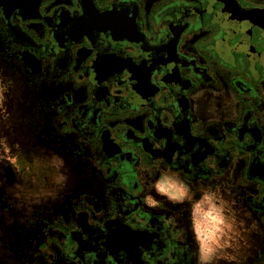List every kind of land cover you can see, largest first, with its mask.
<instances>
[{"label": "flooded vegetation", "instance_id": "obj_1", "mask_svg": "<svg viewBox=\"0 0 264 264\" xmlns=\"http://www.w3.org/2000/svg\"><path fill=\"white\" fill-rule=\"evenodd\" d=\"M0 25L22 71L54 83L59 131L106 187L107 203L86 195L47 230L37 245L46 262L197 264L178 210L149 199L160 168L206 184L233 171L264 227V0H0ZM99 55L123 65L101 76ZM224 77L234 115L204 123L195 94ZM254 264H264V243Z\"/></svg>", "mask_w": 264, "mask_h": 264}, {"label": "rangeland", "instance_id": "obj_2", "mask_svg": "<svg viewBox=\"0 0 264 264\" xmlns=\"http://www.w3.org/2000/svg\"><path fill=\"white\" fill-rule=\"evenodd\" d=\"M3 30L0 25V264H47L37 252L47 230L60 217L70 219L78 199L106 187L60 133L57 96L48 87L54 83L22 71ZM159 176L166 178L149 180L147 190L185 215L203 251L223 258L222 264L259 259L263 221L241 183L222 178L194 184Z\"/></svg>", "mask_w": 264, "mask_h": 264}, {"label": "crops", "instance_id": "obj_3", "mask_svg": "<svg viewBox=\"0 0 264 264\" xmlns=\"http://www.w3.org/2000/svg\"><path fill=\"white\" fill-rule=\"evenodd\" d=\"M61 2V1H60ZM63 2V0H62ZM91 50L88 49L86 51H81L80 54V58H78V62H84L86 61V59H90L91 58ZM104 55V54H103ZM98 56L96 62L99 60V65H100V69H98L97 67L95 68L96 71H98V73H101L102 75H107L110 73H115L117 69L120 68V66H122V62L120 58H116V57H112V56ZM108 55V54H105ZM103 73V74H102ZM71 85L68 84L66 87H70ZM51 89V92H55L56 90L54 88H52V86H48ZM75 97H76V101L82 103L86 96H85V92L82 88H77L76 93H75ZM195 110L198 114V118L200 121L202 122H209L213 119L216 118H225V117H230L232 115H234V107H235V100L233 99V95L232 92L229 88V86L227 85V79L226 77L222 78V87L217 90V91H202L199 93L195 94ZM133 113L135 114L136 111L135 109H132ZM150 116H154L153 113H145V115H143L142 117H137V116H133L132 120L135 126H137L138 128L142 129L144 127V124L142 123V119L145 118L146 121H148L150 119ZM150 121V120H149ZM184 122H179L177 124V129L179 130V132L184 133L186 135L185 138H187V143L186 144V148L189 150L190 148H192L193 146V141L191 140V136L188 134V127L187 124H183ZM150 126H153V122H150ZM168 135L169 132H166V129L159 126V128H157V135L158 136H164V135ZM169 137V136H168ZM169 142V141H168ZM177 149V145L173 144L172 141L170 140V142L168 143L167 147H166V153L170 154L173 153L174 150ZM164 173L167 174L168 176V180H177V174L172 173V172H166L164 169L160 168L158 169V171H156V174L153 175L151 174V176H155L158 177V175H160V173ZM170 175V176H169ZM230 176L229 177H233V176H237L233 173V171H230ZM165 180L166 176H159V180ZM183 182H189L187 180H182ZM215 181V180H213ZM212 181V182H213ZM229 183H240L239 179L238 180H227ZM168 183V182H167ZM191 183H198V184H206V183H202L200 182H191ZM211 183V182H210ZM208 183V184H210ZM150 184V183H149ZM148 184V186H149ZM148 191V190H147ZM98 196L103 200L104 204L107 203L108 198L105 195V188L104 190L102 189V191H100V193L98 194ZM149 199L150 201H152L153 199H159V197H154L153 194L150 192L148 193ZM153 202V201H152ZM177 217H179L182 222L185 224L186 228L189 229L190 234L192 235L193 239L195 240V237L193 236L190 227L187 223V221L185 220V215L182 214V212L178 210V212L176 213ZM178 218V219H179ZM58 250V249H57ZM40 257H43L42 255H40ZM44 258V257H43ZM135 260V259H134ZM223 258H220L219 256L212 254L211 252H205L203 251V249L201 248V246L199 247L197 245V264H222L224 261ZM44 261H46V259L44 258ZM252 264H254V262H251ZM47 264H74L73 262L71 263L70 261L64 260V259H56L53 260L52 262H48ZM134 264H137V262H135Z\"/></svg>", "mask_w": 264, "mask_h": 264}, {"label": "snow or ice", "instance_id": "obj_4", "mask_svg": "<svg viewBox=\"0 0 264 264\" xmlns=\"http://www.w3.org/2000/svg\"><path fill=\"white\" fill-rule=\"evenodd\" d=\"M199 208V206H197ZM207 215L211 216V212H209ZM212 219L215 220L216 217L212 216Z\"/></svg>", "mask_w": 264, "mask_h": 264}]
</instances>
